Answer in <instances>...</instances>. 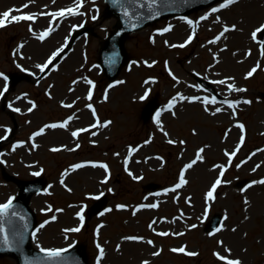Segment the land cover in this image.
I'll return each instance as SVG.
<instances>
[{
  "label": "rangeland",
  "instance_id": "374dc122",
  "mask_svg": "<svg viewBox=\"0 0 264 264\" xmlns=\"http://www.w3.org/2000/svg\"><path fill=\"white\" fill-rule=\"evenodd\" d=\"M223 2L129 34L128 62L110 81L98 52L116 18L104 16V0H83L80 14L57 18L50 14L75 8L80 0H0V18L8 10L36 16L0 28V80L10 87L5 96L0 86V138L6 137L0 139V204L16 195L20 179L45 178L46 187L31 200L38 218L36 248L83 243L90 264H226L219 256L264 264V184L252 183L264 180V55L261 33L252 36L264 25V0H239L211 11ZM232 25L235 30L215 39ZM49 27L54 30L40 40ZM83 27L92 31L71 43ZM62 48L47 68L37 67ZM247 55L251 62L244 64L240 58ZM12 73L23 77L9 84ZM197 76L211 80L223 100L204 90ZM152 98L159 109L144 121L141 112ZM65 121L67 127H45ZM80 129L87 131L72 135ZM202 148L203 159L196 160ZM182 174L187 183L171 191ZM218 178L222 183L209 200ZM149 182L159 189L147 188ZM101 194L107 209L87 218ZM217 213L221 230L208 232ZM78 227L79 232L65 231ZM181 247L186 251H172ZM0 264L17 261L3 255Z\"/></svg>",
  "mask_w": 264,
  "mask_h": 264
},
{
  "label": "water",
  "instance_id": "95a60500",
  "mask_svg": "<svg viewBox=\"0 0 264 264\" xmlns=\"http://www.w3.org/2000/svg\"><path fill=\"white\" fill-rule=\"evenodd\" d=\"M107 3L106 16L115 15L117 22L115 29L107 39L104 40L100 49V63L110 79H114L122 66L127 62L128 56L125 49V40L130 32L139 30L142 27L163 17L188 14L193 9L209 5L215 0H105ZM143 5V6H141ZM83 32L76 34V37ZM264 43V35L262 37ZM14 81L20 79L19 76H12ZM200 82L210 90L213 87L208 80L201 79ZM156 108L155 100L146 105L143 116L147 120ZM45 185L41 178L35 180H20L17 197L13 200V207L9 209L7 215L0 217V224L9 234V243L2 241L0 233V255L8 254L18 260V264H52L46 258L45 253L35 249L32 244V232L36 227L37 220L34 211L30 206L32 196L40 191ZM149 188L157 187L155 183H149ZM107 198H102L89 210V214L101 211L106 205ZM15 213V215H13ZM221 220L220 215H216L208 226V230L217 227ZM22 237L21 243L15 240ZM58 264H89L85 251V246L79 244L76 247L62 253Z\"/></svg>",
  "mask_w": 264,
  "mask_h": 264
},
{
  "label": "snow or ice",
  "instance_id": "6c2138e0",
  "mask_svg": "<svg viewBox=\"0 0 264 264\" xmlns=\"http://www.w3.org/2000/svg\"><path fill=\"white\" fill-rule=\"evenodd\" d=\"M115 2H119V0H115ZM151 3H155V0H150ZM239 0H224V2L220 5L219 8H213L211 11L212 12H218L221 8H227L231 5H234L236 3H238ZM82 4H83V0H80V3H78L75 8H67V9H60L58 12H55V13H51L50 15L53 17V18H57V17H64L66 15H77V14H80L77 9L82 7ZM28 5H24V7H27ZM143 6V5H141ZM11 12L12 10H8V11H5L2 15V18H0V28L4 27L6 22H18V21H33L36 19V16L35 14H21V15H11ZM9 18H10V21H9ZM93 19H96V17H93ZM200 19H207V16L205 17H201ZM189 24H192L193 22L191 20L188 21ZM83 25H80L79 27H82ZM236 29V26L235 25H232L231 27H228V26H225L223 31L220 33L219 36H217L215 39L218 41L220 39L221 36L224 35V33L228 32V31H232V30H235ZM54 29L52 27H49L46 31H44L43 33H41L39 35V39L40 40H44L48 35L51 34V32L53 31ZM170 28H165L163 31L164 32H167L169 31ZM30 31H31V28H30ZM258 33H264V25H261L259 28H257L253 33H252V36L253 38H255L257 36ZM192 36H190L188 38V42H190L192 40ZM211 42H215V41H211ZM66 46V45H65ZM185 45H179V47H184ZM63 51V48L60 49L59 51L55 52L52 54V57L47 61V63L43 64V65H37V67H39L41 69V71H43L45 68L48 67L49 64L52 63V61L60 54V52ZM261 54L264 55V47L261 48ZM147 63V62H145ZM257 67H259V65H257ZM256 71V68H253L247 75L250 77L253 75V73ZM2 75V74H0ZM89 84H92V81H88ZM118 83H122V82H118ZM219 83L223 84L225 83V81H219ZM92 87L94 88L95 85L92 84ZM229 88L230 89H233L234 86L233 85H229ZM7 90V87H5V91ZM237 91H244V89H235ZM3 93H0V95H2ZM92 91L90 90L88 92V96H87V99L88 100H92ZM182 99H189V100H197L199 99L198 97H191V98H188V97H181ZM105 99H107V94H105ZM207 103V101H205ZM215 102V101H213ZM246 103H251L250 101H245ZM175 103V100H173L169 105L168 107L169 108H172L173 105ZM66 107H71V105H65ZM230 106L234 107V104H230ZM35 107V104H33V108ZM87 107L89 108H92V105L89 104L87 105ZM32 109L30 108L29 111H31ZM16 111H19V109H16ZM95 110L93 109V112ZM217 112L220 111V109L218 108L216 110ZM159 118V114H157V119ZM107 123H111L110 121L107 122ZM99 124V121H97V125ZM97 125H93V127H96ZM106 126V125H104ZM45 127H49V128H56V127H67V121H65L64 123L62 124H51V125H46ZM239 127L241 129L244 128V126L241 124L239 125ZM8 131H11L10 129ZM44 129H41L39 132L35 133V135L39 136L43 133ZM83 131H87V129H80L78 130L77 132H73L72 135L73 136H78L80 134V132H83ZM0 139H6V137H2ZM171 142V141H170ZM243 142V138L241 139V143ZM53 151H58L59 149H52ZM239 149L237 148L236 151H238ZM204 151V149H200L198 154H197V157H196V160H202L203 157L199 154V153H202ZM236 151H233L232 153L229 154L230 157H234L236 155ZM196 160H193L191 163H189L187 166H186V169H190L193 164L196 163ZM83 165H75L74 167L75 168H79V167H82ZM101 167H104V168H107V165H100ZM258 167V166H257ZM37 175L39 173H36ZM223 171L220 173V176L222 177L223 176ZM61 183H63V181H61ZM187 181L184 179L183 177V174L181 175V178H180V182L175 186V188L171 189V191H175L177 188H180L182 187L184 184H186ZM222 183L221 179H217L215 181V183L212 185L211 187V190L208 191L207 193V198L209 200H212L214 199V193L216 192V189L217 187ZM253 184L255 183H261V184H264V180H260V181H253L252 182ZM251 185H249L250 187ZM70 191V189H69ZM98 198V197H97ZM15 199V197H12V198H9V200L4 203V204H0V217H3L5 215L8 214L9 212V209H11L13 207V200ZM157 205H148V207H156ZM119 207H124L123 205L119 206ZM60 211V210H58ZM13 215H15V213H13ZM79 217H80V220H81V226H82V223H83V220H84V216L82 213H78ZM56 217L53 216L52 217V220H55ZM47 223V221L45 222ZM40 227H44V225H40ZM193 228L196 227V225H192ZM222 227V226H221ZM221 229L220 228H217L216 231H220ZM37 231H39V229H37ZM65 231H74V232H79L80 231V228H74V229H67ZM0 233H2V241L5 243V244H8L9 243V234L7 232V230H5L3 228V225L0 224ZM169 233L167 232H161L159 233V235H162V236H167ZM33 235H35V233H33ZM127 239H143L141 237H129ZM16 243H21L22 242V237L15 240ZM149 243H152L151 241H149ZM222 243V242H221ZM67 249H41V252L45 253L46 255V258L52 262V264H58L59 262V259L62 257V253L66 252ZM173 252H185V248L184 247H181V248H178V249H172ZM230 251V250H229ZM159 253H154V255H158ZM187 255L189 256H195L197 255V253L195 252H187L186 253ZM100 255L103 256L104 255V250L101 248L100 249ZM219 259L220 260H226V264H242V261H240L239 259H228L227 257L225 256H219ZM144 264H148L147 261L144 262Z\"/></svg>",
  "mask_w": 264,
  "mask_h": 264
},
{
  "label": "bare ground",
  "instance_id": "6f19581e",
  "mask_svg": "<svg viewBox=\"0 0 264 264\" xmlns=\"http://www.w3.org/2000/svg\"><path fill=\"white\" fill-rule=\"evenodd\" d=\"M37 1H39V0H37ZM183 28H185V27H183ZM233 33V32H232ZM234 34V37L236 36V37H243V35H238V34H236V33H233ZM231 36V34L229 35V37ZM248 56V55H247ZM240 59H242L243 60V63L245 64L246 62H251V57L250 56H248V58H246V57H243V58H240ZM0 84H2L3 85V82L0 80ZM2 85H0V86H2Z\"/></svg>",
  "mask_w": 264,
  "mask_h": 264
}]
</instances>
